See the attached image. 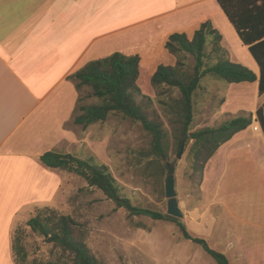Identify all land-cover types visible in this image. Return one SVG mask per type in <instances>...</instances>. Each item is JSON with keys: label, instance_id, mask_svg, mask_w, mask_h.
<instances>
[{"label": "crops", "instance_id": "crops-1", "mask_svg": "<svg viewBox=\"0 0 264 264\" xmlns=\"http://www.w3.org/2000/svg\"><path fill=\"white\" fill-rule=\"evenodd\" d=\"M220 11L218 0H0V264H16L13 234L20 215L53 202L61 188L59 170L40 158L62 144V123L58 116L52 122V107L69 93V109L78 112L71 76L115 53L140 54L147 68L171 60L164 49L168 37L189 33L208 19L220 29L215 19ZM252 59L251 70L259 74ZM231 85L239 97H254L247 109L252 123L220 145L197 191L216 184L215 249L233 264H264V251L250 243L264 244V93L258 82Z\"/></svg>", "mask_w": 264, "mask_h": 264}, {"label": "trees", "instance_id": "trees-1", "mask_svg": "<svg viewBox=\"0 0 264 264\" xmlns=\"http://www.w3.org/2000/svg\"><path fill=\"white\" fill-rule=\"evenodd\" d=\"M218 3L258 63L259 74L226 60L229 51L225 36L214 20L208 19L189 33H174L168 37L164 49L171 60H159L147 68L140 54L125 56L115 53L88 63L71 76L79 92L84 88L90 89L79 99L77 125L87 128L106 122L110 116H122L142 125L146 139L135 153L139 164L144 162L140 166L144 176L156 179L164 176L168 170L164 158H170L172 152L179 154L183 145L194 170L202 175L220 145L252 123V116H249L233 119L218 128L192 131L195 95L207 75L228 84L258 82L260 94L264 93V0H218ZM190 58L196 61L193 67L187 63ZM140 97L147 100L148 106L154 101L159 104L168 118L169 129L163 122L149 118L138 102ZM86 99H94L95 102L86 105L83 103ZM261 112V109L257 111L258 117ZM40 161L47 168L82 177L90 187L100 190L113 201L117 208L127 209L131 216L144 215L155 220L177 222L184 237L201 245L217 264H233L226 254L216 250L208 239L191 232L182 221L134 206L107 166L92 159L84 160L57 152L45 153ZM27 226L42 235L54 249L52 259H35L33 264H103L86 245L72 217L44 207L37 210ZM26 238V230L18 227L13 234L16 264H25L28 260Z\"/></svg>", "mask_w": 264, "mask_h": 264}, {"label": "rangeland", "instance_id": "rangeland-1", "mask_svg": "<svg viewBox=\"0 0 264 264\" xmlns=\"http://www.w3.org/2000/svg\"><path fill=\"white\" fill-rule=\"evenodd\" d=\"M220 12L221 15L215 19L231 47V56H227L226 60L250 69L256 68L248 48L239 39L229 19L222 11ZM146 61L150 62V57L147 56ZM187 63L193 67L196 61L190 58ZM245 87L252 90L254 88ZM236 88L238 87L212 75L204 77L195 95L192 131L207 127L215 128L220 123L234 118H248L247 109H252L254 97H239L240 94L234 91ZM75 90L76 104L82 95L90 92L89 88H84L81 92L77 88ZM67 95L59 105L52 107V122L57 121L58 116L62 123L59 133L62 144L52 151L71 154L84 160L92 159L97 164L107 166L123 194L134 206L168 215L165 191L168 170L164 176L157 179L144 176L140 169L144 162L139 164L136 157V150L146 139L142 125L122 116H110L106 122L93 124L87 128L76 125L75 117L80 112H76V109L70 111L72 95ZM94 102V99H86L83 103L90 105ZM138 102L144 107L150 119L159 120L166 125V129L170 128L168 118L157 102L154 101L148 106L147 100L141 97L138 98ZM56 109L59 111L57 115ZM174 162H176L175 187L179 206L184 215L182 219H176L182 221L191 232L209 239L216 248L218 245L216 210L220 209L216 206V184L212 188L197 191L202 178L200 173L194 170L187 153L178 159V154L172 152L170 158L164 161L165 165ZM59 172L61 188L53 202H46L36 209L29 208L20 215L21 225L18 227L24 228L27 233L25 244L28 260L25 264H33L35 259L47 261L54 256L52 245L46 243L42 235L27 226L37 210L44 207H50L62 215L72 217L86 245L103 264H217L201 245L184 237L177 222L155 220L144 215L131 216L127 209L117 208L113 201L100 190L90 187L82 177L67 171ZM198 196L201 198L198 199ZM228 196L226 188L223 193V197L226 198H223L224 205L229 203ZM250 243L254 250L264 251V244L261 241L252 240Z\"/></svg>", "mask_w": 264, "mask_h": 264}, {"label": "water", "instance_id": "water-1", "mask_svg": "<svg viewBox=\"0 0 264 264\" xmlns=\"http://www.w3.org/2000/svg\"><path fill=\"white\" fill-rule=\"evenodd\" d=\"M185 151V145L181 148L178 154V159H181ZM166 159L164 158V161ZM168 173L165 180V191L168 199V211L167 214L171 217L182 219L184 217L178 202L177 191L175 187V171L176 162L167 164Z\"/></svg>", "mask_w": 264, "mask_h": 264}]
</instances>
